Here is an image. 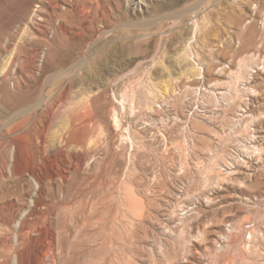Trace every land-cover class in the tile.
Listing matches in <instances>:
<instances>
[{
  "label": "rangeland",
  "instance_id": "1",
  "mask_svg": "<svg viewBox=\"0 0 264 264\" xmlns=\"http://www.w3.org/2000/svg\"><path fill=\"white\" fill-rule=\"evenodd\" d=\"M18 255L264 264V0H0V264Z\"/></svg>",
  "mask_w": 264,
  "mask_h": 264
},
{
  "label": "built area",
  "instance_id": "2",
  "mask_svg": "<svg viewBox=\"0 0 264 264\" xmlns=\"http://www.w3.org/2000/svg\"><path fill=\"white\" fill-rule=\"evenodd\" d=\"M207 92H208V90L205 87H199L198 89H196V93H198V94H205ZM213 93H216V92H213Z\"/></svg>",
  "mask_w": 264,
  "mask_h": 264
},
{
  "label": "bare ground",
  "instance_id": "3",
  "mask_svg": "<svg viewBox=\"0 0 264 264\" xmlns=\"http://www.w3.org/2000/svg\"><path fill=\"white\" fill-rule=\"evenodd\" d=\"M9 150V149H8ZM117 220V219H116ZM55 249V248H54ZM17 261H16V264H22L21 263V259H20V257H19V255H18V257H17V259H16ZM8 263H10V262H8Z\"/></svg>",
  "mask_w": 264,
  "mask_h": 264
}]
</instances>
